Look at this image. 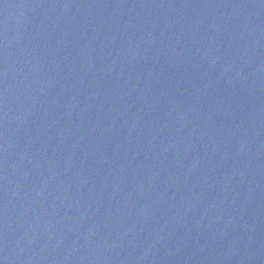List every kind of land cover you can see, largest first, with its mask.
Segmentation results:
<instances>
[{
    "label": "water",
    "instance_id": "water-1",
    "mask_svg": "<svg viewBox=\"0 0 264 264\" xmlns=\"http://www.w3.org/2000/svg\"><path fill=\"white\" fill-rule=\"evenodd\" d=\"M0 264H264V0H0Z\"/></svg>",
    "mask_w": 264,
    "mask_h": 264
}]
</instances>
